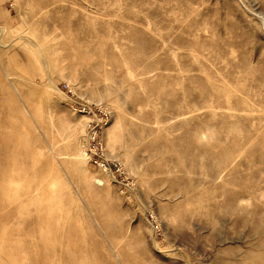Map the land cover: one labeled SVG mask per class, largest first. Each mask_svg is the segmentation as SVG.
I'll list each match as a JSON object with an SVG mask.
<instances>
[{
	"label": "rangeland",
	"instance_id": "obj_1",
	"mask_svg": "<svg viewBox=\"0 0 264 264\" xmlns=\"http://www.w3.org/2000/svg\"><path fill=\"white\" fill-rule=\"evenodd\" d=\"M0 264H264V0H0Z\"/></svg>",
	"mask_w": 264,
	"mask_h": 264
},
{
	"label": "built area",
	"instance_id": "obj_2",
	"mask_svg": "<svg viewBox=\"0 0 264 264\" xmlns=\"http://www.w3.org/2000/svg\"><path fill=\"white\" fill-rule=\"evenodd\" d=\"M78 111L81 112L82 114L89 115L92 118L91 120L92 124L93 123L96 124V125L94 124L93 127L90 129L88 135L87 150L89 153L90 161H92V163L100 169H103L105 171L111 170L110 164L108 162L104 150L105 144H103V141L100 136V130H99L100 123L96 115L92 114V110L88 106L82 104L78 106Z\"/></svg>",
	"mask_w": 264,
	"mask_h": 264
}]
</instances>
